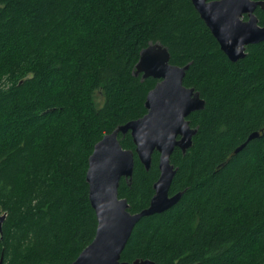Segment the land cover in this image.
Masks as SVG:
<instances>
[{
	"label": "trees",
	"instance_id": "16d2710c",
	"mask_svg": "<svg viewBox=\"0 0 264 264\" xmlns=\"http://www.w3.org/2000/svg\"><path fill=\"white\" fill-rule=\"evenodd\" d=\"M156 42L205 105L187 117L191 147L171 155L179 201L141 218L120 259L264 264V41L230 61L191 0H0V264H71L92 241L88 157L146 113L157 79L135 64ZM118 139L134 150L129 132ZM158 157L145 170L134 154L121 178L130 212L148 206Z\"/></svg>",
	"mask_w": 264,
	"mask_h": 264
},
{
	"label": "water",
	"instance_id": "95a60500",
	"mask_svg": "<svg viewBox=\"0 0 264 264\" xmlns=\"http://www.w3.org/2000/svg\"><path fill=\"white\" fill-rule=\"evenodd\" d=\"M191 3L230 61L244 58L248 45L264 41V25L259 24L256 15L257 8L264 10V0H191ZM188 66L170 63L167 48L159 42L141 49L134 74L157 82L146 95V113L105 134L88 157L86 181L97 226L92 241L71 264H158L150 259L127 262L120 258L136 223L171 208L182 195L180 191L169 194L176 172L171 155L176 148L185 153L191 147L197 129L187 117L205 105L194 87L183 85ZM128 132L134 150L123 148L119 142L118 135ZM258 136V132H253L246 142ZM154 151L159 154V175L153 183V195L147 207L130 212L126 198L118 195L119 182L121 178L131 180L134 154L148 170ZM3 218L0 215V224Z\"/></svg>",
	"mask_w": 264,
	"mask_h": 264
},
{
	"label": "rangeland",
	"instance_id": "374dc122",
	"mask_svg": "<svg viewBox=\"0 0 264 264\" xmlns=\"http://www.w3.org/2000/svg\"><path fill=\"white\" fill-rule=\"evenodd\" d=\"M0 215H2V213L0 212Z\"/></svg>",
	"mask_w": 264,
	"mask_h": 264
},
{
	"label": "flooded vegetation",
	"instance_id": "af4514ba",
	"mask_svg": "<svg viewBox=\"0 0 264 264\" xmlns=\"http://www.w3.org/2000/svg\"><path fill=\"white\" fill-rule=\"evenodd\" d=\"M246 17L244 16V19H245Z\"/></svg>",
	"mask_w": 264,
	"mask_h": 264
}]
</instances>
